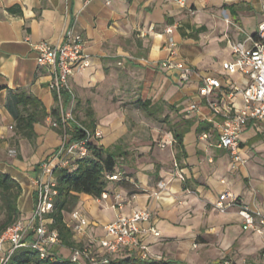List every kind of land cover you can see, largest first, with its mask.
<instances>
[{
    "label": "crops",
    "instance_id": "1",
    "mask_svg": "<svg viewBox=\"0 0 264 264\" xmlns=\"http://www.w3.org/2000/svg\"><path fill=\"white\" fill-rule=\"evenodd\" d=\"M263 5L264 0H186L185 7L172 0H0V156L12 147L21 156L0 162V170L23 188L18 206L24 220L31 223L40 166L62 143L51 126V111L58 106L82 123L94 121L103 137L93 142L117 145L121 155V180L109 183L107 197L80 195L74 211L88 221L83 234L74 231V211L64 213L73 247L96 249L106 225L147 210L151 218L145 225L161 232L143 240L149 258L172 264H264V229L245 230L239 213L243 205L264 211V122L244 128L241 161H235L219 146L223 118L200 95L204 76L221 79L223 87L214 94L220 104L230 102L223 93L248 84V75L228 74L223 63L235 59L232 42L252 47ZM72 27L90 55V65L71 78L74 103L51 90L49 72L39 67L34 48L41 41L61 44ZM170 38L178 59L193 69L187 82L162 65ZM20 93L36 97L48 112L35 124L33 141L16 130ZM138 99L158 105V117L166 122L148 116L135 104ZM232 102L241 108L242 95ZM192 104L198 108L191 110ZM185 129L186 157L177 160L175 133ZM225 192L233 193L239 205L221 213L216 204ZM73 247L61 242L53 250L70 259Z\"/></svg>",
    "mask_w": 264,
    "mask_h": 264
},
{
    "label": "built area",
    "instance_id": "2",
    "mask_svg": "<svg viewBox=\"0 0 264 264\" xmlns=\"http://www.w3.org/2000/svg\"><path fill=\"white\" fill-rule=\"evenodd\" d=\"M90 1V0H89ZM180 7L186 6V0H172ZM264 14V5L262 7ZM168 34L173 32L171 27L166 29ZM169 57L162 65L168 70H176L180 74V81L187 82L193 73V69L184 61L178 59L177 45L173 38L168 41ZM233 62H224L223 68L228 74L242 72L250 77V81L243 88L236 87L223 95L229 99V103L220 104L214 97L217 91L223 87L221 79L213 76H204L200 95L205 97L208 106L215 116L223 118L219 126V146L230 150L235 161H241L239 154L240 138L244 128L252 121L264 122V19L259 23L258 30L253 39L252 47H247L243 42L230 44ZM37 51V63L39 67L46 68L50 75L49 86L59 98L68 95L72 103L76 100V93L71 83L74 74L90 65V55L86 50V41L74 27L70 28L61 44H52L49 41H41L34 45ZM241 94L243 106L234 108L232 99ZM196 104L191 105V110H196ZM74 124L80 126L86 133L82 140H72ZM53 128L61 127L63 130L62 143L41 164L39 177L35 180L37 199L31 223L24 218L9 227L0 236V264H9L15 253L23 248L37 250L41 258L51 256L55 246L61 244V238L57 230H51L49 223L52 222L50 214L54 209V199L58 194L54 170L56 167H70L77 158L89 154L88 143L103 137L102 131H92L85 127L72 111L61 110V121L53 119ZM203 138H208L204 133ZM167 143H163L165 147ZM15 154L16 150H10ZM178 167V164H175ZM111 181H120L118 173L108 175ZM184 179L183 175H180ZM164 184L160 183V187ZM102 197H107V192ZM239 205L238 198L229 192L220 195L216 208L221 213H226L230 208ZM240 215L243 218L245 230L261 231L264 229V211L253 210L247 205L240 206ZM72 217L75 221L74 231L83 234L88 225L87 219L79 212L74 211ZM151 215L147 210H135L131 215H120L106 225V233L99 240L96 249L91 247H73L70 259L73 262L85 261L87 264H109L122 250L149 258V248L143 243L146 237H160L161 232L155 226H146ZM32 232V235H30ZM8 245V246H5Z\"/></svg>",
    "mask_w": 264,
    "mask_h": 264
},
{
    "label": "trees",
    "instance_id": "3",
    "mask_svg": "<svg viewBox=\"0 0 264 264\" xmlns=\"http://www.w3.org/2000/svg\"><path fill=\"white\" fill-rule=\"evenodd\" d=\"M135 104L148 116L158 119L160 122H166V119L158 117L161 108L154 105L152 101L138 99ZM17 105L23 106L16 118L17 133L33 141L37 138L35 124L48 115L47 109L40 100L27 93L17 94ZM51 114L54 119L61 121L60 107H55ZM82 124L92 131L96 130L94 121ZM209 128L210 126L207 125L202 127L200 131ZM54 129L60 135L63 134L61 127ZM186 130L175 133L177 160H180L182 156L186 157L183 144V133ZM71 134L72 140H82L86 137L85 131L77 124H74ZM88 147L89 154L87 156L75 159L70 167H56L54 170L58 194L54 199V209L50 214L52 222L49 223V228L57 230L62 244L69 248L74 246L73 232L72 228L65 222L64 213L74 211L81 194L101 198L103 193L108 192L109 183L112 182L109 180L108 175L119 172L120 167L119 159L121 155L117 152V145L115 148H107L91 141L88 143ZM22 191L23 188L16 179L0 170V196L6 213L5 220L0 224V236L23 218L18 206ZM124 252L125 254H117L109 264H172L153 258L145 259L129 251ZM52 253L51 256L43 259L37 250L23 248L15 253L9 264H80L59 256L56 250H52Z\"/></svg>",
    "mask_w": 264,
    "mask_h": 264
},
{
    "label": "rangeland",
    "instance_id": "4",
    "mask_svg": "<svg viewBox=\"0 0 264 264\" xmlns=\"http://www.w3.org/2000/svg\"><path fill=\"white\" fill-rule=\"evenodd\" d=\"M132 110H134V109H132ZM134 114L135 113L133 111V114H130V115L134 116ZM130 124H131V122L129 121L128 125L130 126ZM13 149L14 148L12 147L9 150H6V154L0 156V162H4V163L8 164V163H11L13 160H15L14 158L20 159L21 156L18 154V150H16V153L14 155L10 153V150H13ZM5 218H6V213H5V210L3 208L2 199L0 196V224L5 220ZM5 246H8V245H5Z\"/></svg>",
    "mask_w": 264,
    "mask_h": 264
}]
</instances>
